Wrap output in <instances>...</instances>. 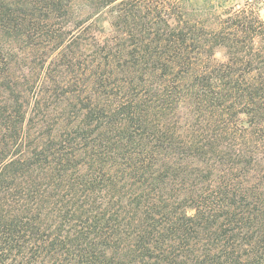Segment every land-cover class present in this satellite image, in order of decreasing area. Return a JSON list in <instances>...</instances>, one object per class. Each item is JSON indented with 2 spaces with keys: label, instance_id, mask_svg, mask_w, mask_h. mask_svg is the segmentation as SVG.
I'll return each instance as SVG.
<instances>
[{
  "label": "trees",
  "instance_id": "trees-1",
  "mask_svg": "<svg viewBox=\"0 0 264 264\" xmlns=\"http://www.w3.org/2000/svg\"><path fill=\"white\" fill-rule=\"evenodd\" d=\"M232 1L0 0V264H264V0Z\"/></svg>",
  "mask_w": 264,
  "mask_h": 264
},
{
  "label": "rangeland",
  "instance_id": "rangeland-1",
  "mask_svg": "<svg viewBox=\"0 0 264 264\" xmlns=\"http://www.w3.org/2000/svg\"><path fill=\"white\" fill-rule=\"evenodd\" d=\"M232 2L233 3L237 2L239 4H243L244 0H233ZM259 13H260L261 17L264 19V4H262V3L259 4Z\"/></svg>",
  "mask_w": 264,
  "mask_h": 264
}]
</instances>
